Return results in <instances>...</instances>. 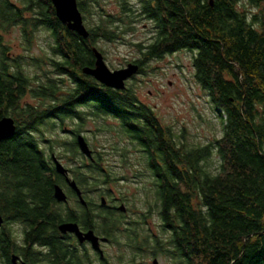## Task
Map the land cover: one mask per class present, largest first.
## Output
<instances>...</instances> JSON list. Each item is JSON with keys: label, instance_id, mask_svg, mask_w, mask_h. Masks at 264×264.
Listing matches in <instances>:
<instances>
[{"label": "trees", "instance_id": "1", "mask_svg": "<svg viewBox=\"0 0 264 264\" xmlns=\"http://www.w3.org/2000/svg\"><path fill=\"white\" fill-rule=\"evenodd\" d=\"M21 1L23 5L18 6L11 0H0V119L19 112V98L30 83L25 64L32 61L40 65L42 61L8 56L3 34L15 25H22L25 37L29 30L45 25L54 40L49 63L59 74L73 76L76 87L71 91L73 96L68 95L69 90L57 95L63 80L48 79L41 84L34 91L56 102L49 106L52 110L40 113L37 127L29 119L21 134L0 145V212L8 222L24 225L29 229L27 240L43 244L51 242L49 234L60 221L75 220L94 227L92 216H67L58 205L53 185L62 178L53 169L50 155L29 133L41 131L44 117H54L60 123L76 115L80 127L88 117H109L119 121V133L137 143L140 158L147 164L144 194L151 199L148 212L160 216L163 233L162 237L150 236L151 243L146 237V247L156 244L162 248L159 254H170L182 264H264V5L259 4L264 0H249L261 8L250 15L238 8L240 0H214L213 7L207 0H183V7L179 0L169 1L165 10L168 22H157L158 35L146 54L148 58L180 49L191 51L196 80L217 111L221 136L202 146H189L183 133L162 126L153 111L146 114L144 107L136 108L138 98L130 88L96 89L94 79L77 78L76 73L68 72L78 63L92 66L89 41L53 18L54 8L48 2ZM79 6L85 19L98 15L95 27L89 28L92 39L117 37L113 16L101 8L99 0L81 1ZM27 11L35 13L27 18ZM161 14V7L154 11L157 20H163ZM70 96L77 99L76 112L65 103ZM31 112L23 110L30 118L36 115ZM140 115L146 117L140 121ZM114 149L123 158L129 152L128 146ZM214 154L220 161L216 171L208 168ZM94 159V163H101L99 154ZM110 172L107 167L94 166L95 176L88 185L112 182ZM75 178L84 185L83 178ZM119 221L114 210L105 207L103 233L114 238ZM137 228H127L125 233L126 246L134 253ZM5 242L0 233V249ZM11 244L9 241L6 257ZM57 247L65 249L58 242Z\"/></svg>", "mask_w": 264, "mask_h": 264}, {"label": "rangeland", "instance_id": "2", "mask_svg": "<svg viewBox=\"0 0 264 264\" xmlns=\"http://www.w3.org/2000/svg\"><path fill=\"white\" fill-rule=\"evenodd\" d=\"M11 1L18 6L23 5L21 0ZM99 3L107 14L115 13L114 0H99ZM238 8L247 12L248 15L257 13L261 9L260 6H254L247 0H242ZM32 15L26 13L25 16L31 18ZM83 15L85 17V14ZM84 21L88 28L95 27L98 15H87ZM124 30L117 33L115 39L98 36L95 42V46L103 53L105 62L111 70L124 68L129 62L143 58L138 44L148 46L155 35V29L149 22H142L132 29ZM23 34L22 25H15L3 34L4 42L9 47L8 53L11 57L24 55L30 60L33 58L42 60L40 65H34L33 62L25 64V72L30 77V83L22 103L39 107L44 111L51 105L52 100L36 95L34 90H39L41 84L48 79L63 80L59 81L62 84L59 85L60 92L57 93L61 95L73 86L75 79L69 74H59L52 63L50 65L49 57L54 40L45 25L28 31L31 42H27ZM192 59L193 53L188 50L151 59L145 63L142 72L133 75L134 77L127 81V88H130L140 101L151 106L163 124L172 127L176 133H183L186 137L185 142L189 146H202L221 136L220 120L207 93L196 80ZM69 71L78 73L77 67H69ZM119 126L118 120L107 117L88 118L81 128V134L84 135L90 147L97 150L102 164L111 170L113 179L106 185H88L87 196L96 199L97 192L104 190L114 198H123L124 201L119 204V208H126L125 219L123 223L119 221L115 237L105 245V252L110 264H140L143 260L139 262V259H131V249L126 246L127 236L123 233L124 230L119 228L128 226L127 222L134 223L143 217V213H148L151 199L144 194L148 177L144 173L140 155L131 147H128L129 152L125 158L116 153L114 147L131 145L128 137L118 132ZM75 127H78V123L68 118L60 123L57 119H50L40 125L44 137L39 139V146L46 150L50 148V151H53L67 168L86 161L81 155L66 152V148L73 143L72 131ZM45 153L51 155L46 151ZM219 162L217 155H212L208 168L216 171ZM148 216L145 221L141 220L144 223L139 230L142 232L140 237H148L147 242L151 243L150 236L162 237L163 232L157 213ZM8 226H12L16 233L21 231V227L17 224L9 223ZM152 246L148 245L150 250ZM150 255L145 257V264H152L153 258ZM157 260L158 264H182L167 253L159 254ZM197 262L200 263L201 260L198 258Z\"/></svg>", "mask_w": 264, "mask_h": 264}, {"label": "flooded vegetation", "instance_id": "3", "mask_svg": "<svg viewBox=\"0 0 264 264\" xmlns=\"http://www.w3.org/2000/svg\"><path fill=\"white\" fill-rule=\"evenodd\" d=\"M81 1H87L88 0H77V4H78V9L80 10L82 16H83V22L86 26V23L84 21V12H82V9H80L79 3ZM115 1V5H116V10L115 13L112 15L113 19H114V24L115 26L118 28V32H123L125 31L124 29H128V28H133L136 25L142 23V22H149L152 23L154 29H155V35H154V39L153 41L157 38L158 35V25L157 22H168L167 20V13L165 10H167V3L169 1H171V3H174L175 0H114ZM242 0L238 1V5H240V2ZM249 2V0H247ZM38 2L42 5L44 4V2H48V6H53L51 0H38ZM207 3H209V5L211 7L214 6V0H207ZM161 4V5H160ZM262 7L264 5V3H259ZM86 5V4H85ZM179 5H181L183 7V0H179ZM159 7H161L162 10V14L160 15L161 17H163V20H157L158 17L154 15V11L156 9H158ZM26 13H31L34 14L35 12L33 11H27ZM54 14H55V9H54ZM33 16V15H32ZM53 18H57L56 14L54 15ZM58 19V18H57ZM180 21H182L183 19L180 17L179 19ZM144 26H146L144 24ZM87 27V26H86ZM87 29L89 30V28L87 27ZM70 31V30H69ZM73 32V31H71ZM75 33V32H74ZM24 36V35H23ZM79 36V35H78ZM91 36V35H90ZM88 37L85 40H88V46L92 51L93 47H96L98 49L97 46H95V42L96 40L99 38L94 37L93 39L91 37ZM80 37V36H79ZM25 39H31L30 36L25 37ZM84 39V38H83ZM152 41V43H153ZM150 43L148 46L144 47L143 45L138 44V46L141 48L142 50V54H143V58H140L138 60H133L129 63H135L138 65L139 70L138 73L143 71V67L145 65V63L151 59H156V58H162L165 57L167 55H172L178 52H181L185 49H180V50H176L174 52H172L171 54L169 53H165L162 57H158L155 56L153 58H148V56L146 55L147 52L150 50ZM29 46V45H28ZM99 50V49H98ZM188 50V49H186ZM100 51V50H99ZM101 52V51H100ZM188 52H191L188 50ZM93 53V51H92ZM102 53V52H101ZM192 53V52H191ZM103 54V53H102ZM94 55V53H93ZM8 56L12 59H17V57H11L8 53ZM20 56H24V55H20ZM104 56V55H103ZM26 57V56H25ZM93 64L91 65H81L78 63V65L76 66L78 69V73L76 71L77 78L82 77L83 79L87 77H90L92 79H94L93 77L86 75L83 73L82 68L86 67V66H90V67H94V63H95V56H93ZM29 58V57H28ZM30 59V58H29ZM36 59V58H33ZM32 61H28L27 63L29 64ZM34 63V62H33ZM128 63V64H129ZM127 64V65H128ZM126 65V66H127ZM75 67V68H76ZM71 68V67H70ZM85 76V77H84ZM135 76V75H134ZM132 76V77H134ZM131 77V78H132ZM131 78H129L128 80H130ZM95 80V79H94ZM126 80V88H127V81ZM96 81V80H95ZM97 82V81H96ZM16 85V84H15ZM29 84H27L28 86ZM26 86V92L25 94L28 93V89ZM104 86L103 84L97 82L96 85L94 86V88L96 89H103ZM76 87V83H73V86L69 89L68 95L73 96V92L72 89ZM106 87V86H104ZM108 88V87H106ZM125 88V89H126ZM112 90H116L113 88H109ZM124 89V90H125ZM117 91H121V90H117ZM123 91V90H122ZM67 93V91L65 92V94ZM24 94V95H25ZM96 94V93H95ZM23 95V96H24ZM37 95V94H36ZM90 95H93V93H90ZM23 96L19 98V112H15L12 111V114H4L2 115V117H11L14 119L15 125H16V131L15 133L12 135H19V133L21 134V129L24 127H27L25 125L26 122H28L29 119H33V124L35 127H37V123H40L41 120H39V115H41L40 113H46L47 111H51V108H47L46 110H42L39 107H35V106H31L28 104H23L22 103V99ZM68 98L65 103L69 106L67 107L69 110H71V112H76L79 109H74L73 107L76 106L75 102L77 101V99H74L73 97ZM81 98L83 97L80 96ZM79 98V99H81ZM56 103L54 100L52 101L51 104ZM136 108H139L140 106L144 107V111L146 112V114H148L149 112L153 111L155 113V110L151 107L148 106L147 104H144L142 101H140L139 99H137V104H134ZM73 108V109H72ZM27 110L30 109L31 113H35L36 115H33L32 118H30L29 116H25L23 114V110ZM15 110V109H14ZM84 110V108H83ZM37 116V119L35 118ZM138 116V115H137ZM142 116L140 119V121H142L146 115H140ZM156 118L158 119V121L160 122V124L162 126L165 127H170L167 126L165 124H163V122L159 119V117L155 114ZM87 118V117H86ZM88 118H94V117H88ZM87 118V119H88ZM50 119H55L54 117L51 118H45L43 119L44 122H48ZM68 119H72L73 121H76V123H78V127H75V130L72 131L73 135H74V139H73V143L72 145H70V147L66 148V152L67 153H73V154H77V155H81V157H83L86 161L81 162V164H77L74 167H66L67 169V173L66 174H60L56 171L55 169V164L52 160V166L53 169L55 170L56 174L61 176V180L59 183H55L58 184L62 187V189L64 190V192L67 195V202H59L57 201L55 198V200L57 201L58 205L64 209L65 213L67 214V216H72V215H76L78 217H81L82 219L85 218V216L88 214L90 216H92L91 221L94 225V227L91 226H86L83 225L81 222L75 221V220H64V221H60L58 223V225L62 222H75L79 225V228L82 232H87L89 230H93L95 235L99 237V245H100V249L103 252V254L101 253V251L96 250L92 247V244L89 241H84V242H80L78 237L71 232L68 233H61L58 229V225H57V229L54 230V234L50 233L49 234V240H51V242L48 243H33L29 240H27L26 237V231H29L28 228H26L24 225L20 224V223H15L21 227V231L16 233L13 229L12 226H8L9 223L13 224L12 222H8V220L5 218V216L1 213L3 219H4V223L0 226V233L5 235V239H6V246H3L4 248L0 249V264H14L12 261V257H16V263L17 264H79L78 261L81 262V264H107L106 260L109 261V259L107 258V254L105 252V245L110 243L112 241L113 238H110L108 236H106L103 231H104V227H103V217H104V209L105 207H107L109 210L113 209L114 210V215L120 219V223L124 222L125 219V213H126V208L123 207V209L119 208V204L122 203L124 200L122 197L120 198H114L113 195H111L109 192L104 191V190H99L97 192V197L96 199L93 197V199H91L89 196H87L88 194V183L90 180L93 178V176H95V174L93 173V169L94 166L99 165L100 167L106 168L105 165L101 163H94V155L97 154V150H93V148L90 147V144L88 143L90 149H92L93 152V160L89 159L88 157H86L80 150L79 146H78V142H77V137L81 134V128L79 125V120L78 117L76 115H73L71 117H68ZM86 119V120H87ZM95 119V118H94ZM98 119V118H96ZM23 123V124H22ZM172 128V127H171ZM29 134H32L35 137L36 143L37 145H39V139L44 137L43 136V132L41 131H32ZM83 135V134H81ZM11 136V137H12ZM84 136V135H83ZM10 138V137H9ZM7 138V139H9ZM86 139V138H85ZM6 140V139H5ZM3 140L2 142H0V145L5 141ZM128 141H130V139L128 138ZM130 146L131 149H133L134 151H136L138 154H140V148L137 146V143L135 141H130ZM40 147V146H39ZM41 148V147H40ZM42 149V148H41ZM45 150L47 153H50V157L52 159V155H56L55 153H53V151H50L49 149H43ZM140 152V153H139ZM58 158V157H57ZM59 159V158H58ZM60 160V159H59ZM61 162V161H60ZM62 163V162H61ZM144 165V170L147 166L146 163L141 162ZM63 164V163H62ZM64 165V164H63ZM79 177V178H83L84 180V185L78 183L77 179L75 178ZM70 181H74L77 185V187L80 189L82 197L85 201L86 204H83L80 200V197L78 196L76 190L70 185ZM54 184V185H55ZM54 185H53V191H54ZM97 186V185H96ZM54 197V195H53ZM102 198L105 199L106 203L103 204L102 203ZM99 199V200H98ZM122 199V200H121ZM86 211V212H84ZM150 214H155V213H150ZM149 212L148 213H143V217H141L139 220L134 221V223L132 222H127L126 225L128 224V226H124L123 228H119V229H123V233L125 234L128 230L127 228L133 227V226H138L137 228V232H138V241L134 244L135 245V253L132 251V260H138L139 262H141L143 260V262H141L140 264H145L144 260L145 257L150 255L151 258H153L154 260H157L159 252L158 250H162V248H157L158 245L154 244L150 248L147 246H145L146 243V237L145 238H141L140 236L142 235V233L139 230V227L141 226L142 223V219L148 218L150 215ZM158 215V214H157ZM158 218L160 220V216L158 215ZM126 222V221H125ZM125 225V223H124ZM31 231L36 232V229H32ZM55 232L57 234H55ZM12 242L11 244V249L9 252L8 257V251H9V246H8V242L9 241ZM62 244L64 246V250H59L57 247V242ZM144 244V245H143ZM152 245V244H151ZM163 246V245H162ZM139 248H142L143 251H138ZM156 251V254H153V251ZM134 258V259H133ZM69 261V262H67ZM75 263H72V262ZM152 261V264H154ZM67 262V263H66ZM157 264H158V260H157Z\"/></svg>", "mask_w": 264, "mask_h": 264}, {"label": "water", "instance_id": "4", "mask_svg": "<svg viewBox=\"0 0 264 264\" xmlns=\"http://www.w3.org/2000/svg\"><path fill=\"white\" fill-rule=\"evenodd\" d=\"M55 14L58 20L66 26L70 31L75 32L80 37L87 39L90 36V31L87 29L83 22V16L78 9L77 0H51ZM92 51L95 56L94 67L86 66L82 68L84 74L93 77L97 82L103 84L108 88H113L116 90H124L126 88V80L131 78L133 75L138 73L139 67L135 63H129L126 67L111 70L104 59L103 54L96 48L93 47ZM16 131V125L14 119L11 117H2L0 119V142L11 137ZM78 146L81 152L93 160V152L90 149L85 137L79 135L77 137ZM52 160L55 164V169L60 174H66L67 169L60 162L56 155H52ZM70 185L76 190L80 200L83 204H86L80 189L77 187L74 181H70ZM54 198L59 202H67V195L58 184L54 185L53 191ZM102 203L105 204V199L102 198ZM4 223V219L0 213V226ZM58 229L61 233H74L80 242L89 241L92 244V247L96 250L101 251L99 245V237L95 235L93 230L87 232H82L79 228V225L75 222H62L58 225ZM103 254V252L101 251ZM14 264L16 263V257H12ZM154 264H157V260L153 261Z\"/></svg>", "mask_w": 264, "mask_h": 264}, {"label": "bare ground", "instance_id": "5", "mask_svg": "<svg viewBox=\"0 0 264 264\" xmlns=\"http://www.w3.org/2000/svg\"><path fill=\"white\" fill-rule=\"evenodd\" d=\"M122 91V90H121Z\"/></svg>", "mask_w": 264, "mask_h": 264}]
</instances>
